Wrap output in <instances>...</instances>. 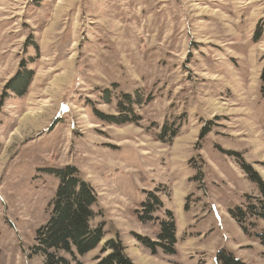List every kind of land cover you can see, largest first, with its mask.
Listing matches in <instances>:
<instances>
[{
	"label": "rangeland",
	"instance_id": "374dc122",
	"mask_svg": "<svg viewBox=\"0 0 264 264\" xmlns=\"http://www.w3.org/2000/svg\"><path fill=\"white\" fill-rule=\"evenodd\" d=\"M0 6V264H45L36 233L68 164L97 190L105 232L84 264L116 236L137 264H219L221 249L264 264V218L248 216V234L230 213L262 198L242 163L264 181V0ZM27 70L20 94L11 79ZM168 211L175 254L142 240L159 241Z\"/></svg>",
	"mask_w": 264,
	"mask_h": 264
},
{
	"label": "trees",
	"instance_id": "16d2710c",
	"mask_svg": "<svg viewBox=\"0 0 264 264\" xmlns=\"http://www.w3.org/2000/svg\"><path fill=\"white\" fill-rule=\"evenodd\" d=\"M33 73L27 70L17 73L10 84L12 90L23 94L29 86ZM262 94L264 96V66L261 73ZM126 98H131L127 94ZM120 107L122 103L119 104ZM110 123L124 124L134 121L129 117L122 119V116H107ZM175 135V134H174ZM243 170L248 177L256 182L262 193V198L257 204H247L231 209L232 217L239 223L246 233L250 229L245 226L248 216L264 218V181L261 176L247 163H242ZM59 178V185L55 195L50 201L49 218L45 224L38 228L36 233V244L33 247L35 254L43 256L45 264H84L82 257L100 245L105 236L102 224L93 226L92 221L96 216L95 207L99 200V195L92 183L83 178L76 166L68 164L53 170ZM158 203V197L154 196ZM149 200L142 203L146 212ZM171 219H164L160 222L161 231L158 233L159 241L143 239L152 250L156 251L161 247L164 252L175 254L176 221L171 211H168ZM141 220H145L146 214L139 215ZM151 216V215H149ZM149 218V217H148ZM257 239L264 246V229L255 232ZM95 264H137L126 252L123 241L119 236L111 238L101 247L100 254L95 257ZM219 264H248L241 258L236 257L232 252L221 249L218 252Z\"/></svg>",
	"mask_w": 264,
	"mask_h": 264
},
{
	"label": "bare ground",
	"instance_id": "6f19581e",
	"mask_svg": "<svg viewBox=\"0 0 264 264\" xmlns=\"http://www.w3.org/2000/svg\"><path fill=\"white\" fill-rule=\"evenodd\" d=\"M0 8L1 9H4V7L3 6H0ZM4 19H6V18H4ZM62 78H63V76L62 75H60V76H57L56 77V79L54 80V83L53 84H57L58 82H60L61 80H62ZM62 82V81H61ZM52 83V82H51ZM54 85V86H55ZM58 85V84H57ZM60 87V86H59ZM59 87H57V88H59ZM54 91V90H53ZM50 98V97H49ZM50 100V99H49ZM46 101H48V99L46 98ZM45 101V103H44V101H43V104H42V107H49V105L47 104V102ZM51 106V105H50ZM50 110V109H49ZM37 113H32V112H30V113H27L26 114V116H24V119H23V122H26L27 120H29L30 119V117H33V118H35V119H32V121H34L35 122V120H37L38 118L36 117V115L38 114V113H41L42 111H41V109H39L38 111H36ZM31 114V116H29ZM42 115V114H41ZM41 118V117H40ZM31 121V122H32ZM27 123V122H26ZM23 125H24V123H23ZM27 125V124H26ZM20 128V127H19ZM17 129V128H16ZM20 130L18 129V130H16V131H14V133H13V135H16L17 134V132H19Z\"/></svg>",
	"mask_w": 264,
	"mask_h": 264
}]
</instances>
